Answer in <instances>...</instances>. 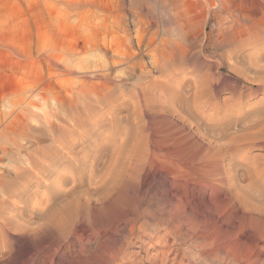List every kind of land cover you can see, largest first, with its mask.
Here are the masks:
<instances>
[{"label":"rangeland","instance_id":"obj_1","mask_svg":"<svg viewBox=\"0 0 264 264\" xmlns=\"http://www.w3.org/2000/svg\"><path fill=\"white\" fill-rule=\"evenodd\" d=\"M137 4L125 0L124 8ZM115 21L96 7L72 12L57 0H0V130L18 129L24 104L38 111L61 99L76 103L80 60L84 68L102 57L109 63L105 43L124 50V34L95 36V28ZM80 41L92 43L87 56L74 55ZM208 45L209 56L223 52L213 39ZM202 61L199 53L191 59ZM238 69L240 76L227 72L211 87L199 117L158 98L162 103H143L135 114L132 106L109 114L121 94L111 106L93 105L96 117L76 146L79 162L65 164L70 185L51 196L39 189L43 206L55 203L47 218L56 224L46 218L49 226L1 236L0 264H264V70ZM15 165L3 159L0 170Z\"/></svg>","mask_w":264,"mask_h":264},{"label":"bare ground","instance_id":"obj_2","mask_svg":"<svg viewBox=\"0 0 264 264\" xmlns=\"http://www.w3.org/2000/svg\"><path fill=\"white\" fill-rule=\"evenodd\" d=\"M57 1L65 10L72 12L96 7L101 14L117 18L115 24H103L95 28V36L112 39L117 34H124V50L112 43H105L100 48L107 54L112 53V59L107 63L101 56L99 63L94 61L93 70L92 67H82L83 61L80 60L78 64L81 66H76L78 68L71 71L79 78L75 84L76 103L63 105L61 99L60 102L55 101L59 103L53 104V107H41L44 111H34L29 106L26 109L24 104L23 111H18L23 116L22 123L18 121V129H13V125L12 130H0V161L7 159L16 164L9 173L0 170V237L27 234L35 226L40 228L47 224L48 212L55 203L48 206L47 200V207L43 206L44 195H40L39 189L47 187L51 196L70 185L69 180L73 176L69 175L65 164L79 162L76 146L84 135L85 124L96 117L93 105L111 106L115 102V96L121 94V98L117 99L118 106L115 105L117 109H107L109 114L119 115L118 112L126 106H132L135 114L138 113L135 107L142 106L143 103L147 105L158 98L181 112L199 117L205 112L202 105L207 100L208 91L219 79L227 78V72L240 76L238 68L244 65L250 72L252 70L251 73L255 72V75L264 70V0H145L151 5L139 0V4L128 11L125 9V0H111L107 6H101L95 0ZM151 14L157 15L150 18ZM211 39L214 46L223 52L208 55V42ZM73 46L75 56H87L92 50V43L87 46L80 41ZM196 53L206 58V62H201L203 66L192 65L191 59ZM89 56L91 58L93 55ZM60 65L57 62L56 68L60 69ZM119 66H124L125 69L117 71ZM119 78L121 80L116 83L115 80ZM147 79H150L148 86L145 84ZM125 80L129 81L130 87L123 83ZM115 83L117 85L113 87L112 84ZM150 83L161 86L153 89ZM96 88L101 92H96ZM258 173L255 174L259 176ZM54 174L57 176L52 178ZM56 222L49 223L54 225Z\"/></svg>","mask_w":264,"mask_h":264}]
</instances>
